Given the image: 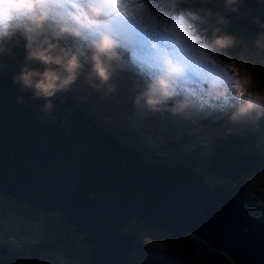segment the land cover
I'll return each mask as SVG.
<instances>
[{
  "label": "water",
  "instance_id": "water-1",
  "mask_svg": "<svg viewBox=\"0 0 264 264\" xmlns=\"http://www.w3.org/2000/svg\"><path fill=\"white\" fill-rule=\"evenodd\" d=\"M21 71H0V193L72 225L89 249L86 264H126L135 242L121 228L133 218L179 242L200 238L231 264H264V235L248 230L235 187H210L189 167L144 160L63 92L45 112V99L15 79ZM245 161L235 152L215 156L205 170L231 181L246 170L264 176V166Z\"/></svg>",
  "mask_w": 264,
  "mask_h": 264
},
{
  "label": "clouds",
  "instance_id": "clouds-1",
  "mask_svg": "<svg viewBox=\"0 0 264 264\" xmlns=\"http://www.w3.org/2000/svg\"><path fill=\"white\" fill-rule=\"evenodd\" d=\"M65 2L0 0V42L21 34L26 41V59L43 66L41 71L25 65L15 79L23 89H30L35 97L45 99V112L51 111V99L57 93L67 91L76 82L84 67L82 61L90 65L89 80L98 81L93 87L107 85L124 64L122 52L133 49L148 52L154 66L145 90L134 103L142 101L146 109L159 111L181 95L170 108L173 114H183L197 106L201 99L199 90L185 86L195 59L191 53L181 50L187 41L199 38L193 35L187 23L157 41H134L106 24L94 26L93 22L103 15L105 0H86L87 8L80 18L62 11ZM234 2L227 0L229 4ZM64 39H71L72 46L61 47L55 42ZM231 43L230 37L217 36L199 45V55L208 65L201 76L202 87L206 97L213 101H227L229 96L234 99L230 120L236 121L252 113L259 118L264 115V95L248 91L251 84L248 75L241 77L234 63L222 64L213 55L215 49L226 48Z\"/></svg>",
  "mask_w": 264,
  "mask_h": 264
},
{
  "label": "trees",
  "instance_id": "trees-1",
  "mask_svg": "<svg viewBox=\"0 0 264 264\" xmlns=\"http://www.w3.org/2000/svg\"><path fill=\"white\" fill-rule=\"evenodd\" d=\"M180 2L183 3L186 8H175L174 4V12L176 10H188L194 13L200 20H202L201 17H199V13H201L204 17V20L207 21L205 26L202 25L200 27L203 33L198 32L199 35H201L202 40L204 38L205 41L211 42L217 36H227L232 39V43L230 46L226 48L215 49V51L221 54V56L229 59V61H233L235 60V58L240 56L241 53H246L247 51H249L251 55H255L257 53L261 56V58L264 59V33L261 32L264 31V0L241 1V6H244L246 8L252 19L246 17L242 13V9L239 8L235 9L233 7V10L225 11L223 9V4L218 0H180ZM236 10L239 13L236 14ZM25 45L26 41L24 37L19 33L13 36L10 40L6 39L5 41L0 42V71L23 69L25 65H27L30 69H37L41 71L43 70V66L38 62L28 61L26 59L27 50ZM1 46H3V48H1ZM213 55L224 64L230 63L228 60L220 58L214 52ZM232 63L237 64V62L235 61ZM242 65H244L245 67V63H243ZM242 65H238L239 69L242 68ZM84 67L86 70H89V66H87V64H85ZM251 76L254 78V81L250 80V89L261 93L262 83L260 81L264 83V68H261L257 75L251 74ZM94 83L98 84V81L94 80ZM85 92V94H82L81 92L79 93L77 89L69 87V89L65 91L64 94L99 129L103 130L110 136L116 137L118 141L124 146L139 151L140 154H142L143 159L146 161L157 162L161 165H183L189 167L193 171L200 173L203 178L205 173H207L205 170L206 166L211 162V159L215 156L219 157L220 154L225 152H235L239 158L250 159L252 160L251 163H256L257 165L264 166V156H262L261 154H257L255 149L251 146L250 138L255 134L250 129L246 130V128H244L245 130H241L242 134L245 135V138L243 140L234 137L233 134H228L225 136L219 135V139L214 137V142H211L209 152H206L204 154L196 150L191 152H178L175 148V142H170L169 140H166L165 136H160L159 139L163 137L161 139L162 142L166 141V144H163L164 146H166V153L160 154L157 152L160 151L159 148L150 146L145 141H151L153 139L155 135L152 133V131L167 130V128L164 129L166 124H161L162 129H158L151 121L140 120L137 114L133 113V110H138V108L143 107L142 101L139 104L134 103V100L136 99L138 94L134 93L133 95H131V98H133L132 100H125V98H122V96H120L117 92H114L116 101L113 103L111 101H106L107 99L105 97H102V95H100V93L97 92L96 89H89V91L85 89ZM165 115L166 114L163 113V116ZM167 117L170 118L171 116L168 115ZM247 117H244V124L246 126H249ZM166 119L167 118L161 117V121H163V123L174 122L167 121ZM175 121V124H179L177 122H180V118H175ZM201 125L202 127H204L203 129L205 132H209L212 135V130L218 129L217 124H212V128L206 123H203ZM259 125L264 128V120L259 121ZM168 126H170L171 130H173V127H175H172L170 124ZM145 135L147 138H145L144 140ZM249 150L251 151V155L248 154L250 152ZM170 156H173V161H171ZM224 157L220 158H222L223 160L228 158ZM251 171L254 172L253 170ZM243 178L248 180L246 174L237 176L236 180H244ZM208 179L209 180H206L205 182L210 187H219L217 185H222L220 182H217L220 180L212 181L210 178ZM223 188L230 189L229 187ZM237 193L239 196L236 199L239 204L243 207H247L251 214L254 215V226H256L257 224L258 226L260 225V230L264 232L263 192L256 187H251V185L243 187L239 182V190H237ZM258 194L262 196H258ZM2 196L6 197L16 205V213H18L17 216L20 218L26 217L27 215H35L39 217L40 220H42L43 218L47 217L40 210L31 209L27 205L17 203L10 196H6L0 193V197ZM57 218L58 217L53 216V220L55 222H57ZM122 230L125 233L129 234L133 241L135 237H140V233L142 232L149 233L151 231H156L160 233L161 243H163L164 246L160 247L157 244L152 246H155L158 249L161 248L163 250H166V248L170 247L177 253V257L180 255L189 264H212L213 259L218 262H223L224 264H231V261L228 257L223 255L218 250L208 248L204 241H202L200 238L194 237L193 235L185 234L183 235V239L179 242L172 238H169L167 234L155 227L141 224L139 219L135 218L127 222L121 228V231ZM75 234L80 237L77 232ZM61 236L58 238V240L61 241L60 244L65 249V252L62 255L71 258L73 256V252L77 251H74L72 247H70L68 244L66 245L63 242V238L65 237L64 234H62ZM68 238L70 239L71 237L69 236ZM148 241L150 244H154L155 242L150 240ZM78 249L79 264L80 262L81 264H86L85 262L89 252L88 247L84 246L83 244H78ZM140 259V255H138L134 251L131 253L126 264H143Z\"/></svg>",
  "mask_w": 264,
  "mask_h": 264
},
{
  "label": "rangeland",
  "instance_id": "rangeland-1",
  "mask_svg": "<svg viewBox=\"0 0 264 264\" xmlns=\"http://www.w3.org/2000/svg\"><path fill=\"white\" fill-rule=\"evenodd\" d=\"M173 1H175V8H186V6L181 3L180 0ZM218 1L223 4V9L225 11L233 10V7L235 9L239 8L242 9V13L246 17L251 18L246 8L244 6H241L242 0H235V2L231 4L227 3V0ZM161 2L166 3V0H161ZM164 10L169 17L179 16V14H182L183 12H191L188 10H176L174 12L173 5H169V7L165 8ZM235 12L236 14L239 13L237 10ZM199 17H201V19L204 21L202 25L205 26L207 21L204 20V17L201 13H199ZM197 32L203 33L201 29H198ZM261 32L264 33V31ZM199 36L200 39H202L201 35ZM202 41L204 43H209L205 41L204 38ZM55 42H57L61 47L68 48L72 46L71 39H64ZM1 48H3V46H1ZM214 53L217 54L220 58L229 61V59L221 56V54H219L217 51L214 50ZM231 61L232 60H230L229 62H237V64L235 65L238 69V65H242L243 63H245V67L244 65H242V68L239 69V72L242 76L247 74L248 78L251 81H254V78L251 76V74L257 75L261 68H264V59L261 58V56L257 53L255 55H251L249 51H247L246 53H241L240 56L235 58V60H233L232 62ZM82 62L84 66L85 64H87V62ZM87 66H89V70H86L85 67H83L78 75L76 82L70 86L74 89H77L79 93L81 92L82 94H85V89H87V91H89V89H96V91L99 92L102 97H105L107 99L106 101H111L114 103L115 98L112 96L114 91H121L122 98H125V100H132L133 98H131V95H133L134 93L139 95L145 90L143 87L137 84V81L134 77H131L130 75L121 77V73H119V70H117L113 74V77L110 79L107 85L93 87L92 85L94 84V80L90 81L88 78L90 65L87 64ZM260 82L262 83L261 93L253 90L252 93L257 95L264 94V83L262 81ZM169 108V105H164L160 108L159 111H162V113L165 114L170 113ZM138 110L139 111L136 112V114L140 120H144V118L147 117L158 129H162L161 124L163 125L165 123L156 119L157 114L159 113L158 111L148 110L144 107V105ZM166 115L168 116L169 114ZM197 116L200 117V113L197 114ZM193 117H196V113L194 110L189 109L187 113L175 116L176 119L180 118V122H177L182 125L180 126V128L174 127V129L171 130L170 126L165 125L164 129L167 128V130H158L163 135V132H166V139H168L170 142H175V148L178 152H191L196 150L204 154L206 152H209L211 142H214V137L219 139V135L225 136L228 134H233L234 137L243 140L245 138V135L242 134L241 130H245L244 128H246V130L250 129L255 134L250 138L251 146L255 149L257 154H261L262 156H264V128H260L258 126L259 120L263 119L264 116L259 119H254L255 121L253 122H249V126H246L243 122L233 123L234 121H230L232 124L227 126L225 120H221V117H224V115L216 116L215 118L221 121L224 125L219 124L217 126V130H212L213 135L209 132H205L203 129L204 127H202L201 123L196 122ZM145 138H147L146 135L144 137V140ZM161 139L154 140L153 138L151 141L145 142H147L150 146L159 148L160 151L157 152L163 154L166 153V148H163L162 145L166 141L162 142ZM248 154L251 155V151ZM170 159L171 161H173V156H170ZM247 161L252 162V160L250 159H246L245 162L248 163ZM249 171L251 170L240 171L237 175L239 176L241 174H246L248 180L243 178L244 180L239 179V181H231L230 179L218 177L211 173H205L204 180H209L208 178H210L212 181L220 180L217 182H220L222 185L217 186L221 188L235 187L237 190H239L240 182V185H242L243 187L251 185V187L260 189L264 195V182H262L264 181V176ZM86 195L90 196L91 193L87 192ZM258 196L262 195L258 194ZM245 210H247V212L251 216V225L247 226L248 230L254 229L264 235V232H262L259 228L260 225L258 226L257 224L256 226H254V215L251 214L247 207H245ZM16 212V205L12 203V201L8 200L4 196L0 197V263L1 261H4L5 264H79L78 252H73V256L71 258L62 255L65 252V249L60 244L61 241L58 240V238L62 235V232L54 226L51 217L43 218L42 220H40V218L35 215H27L26 217L20 218L17 216L18 213ZM139 239L140 245H144L143 249H146L148 247L151 250L149 252L150 259H148L147 262H143V264H189L179 254V256L177 257V253L170 247L166 248V250H163L161 248L158 249L155 246H152L155 244L160 247L164 246V244L161 243L160 233L156 231H151L149 233L142 232L140 233ZM148 240L155 242L154 244H150ZM136 251L142 252L141 247L136 246ZM144 252L146 251L144 250Z\"/></svg>",
  "mask_w": 264,
  "mask_h": 264
},
{
  "label": "flooded vegetation",
  "instance_id": "flooded-vegetation-1",
  "mask_svg": "<svg viewBox=\"0 0 264 264\" xmlns=\"http://www.w3.org/2000/svg\"><path fill=\"white\" fill-rule=\"evenodd\" d=\"M163 148H166V146H163ZM223 188V187H222ZM47 217H51L52 218V221H53V224L55 225V227L57 228V229H59V230H61V232H62V234H64L65 236H70L71 238H70V240H72V242H75V241H77V239L79 238V236H77V234H75L76 232H72L73 230H74V228H73V226L72 225H67V224H61V223H59V222H55L54 220H53V216L54 217H58L59 218V216H57L56 215V213L54 212V211H48V212H45L44 213ZM50 215V216H49ZM46 217V218H47ZM58 218H57V220H58ZM72 232V233H71ZM133 233V232H132ZM137 236V235H136ZM67 237V238H68ZM78 237V238H77ZM61 238H62V236H61ZM69 239V238H68ZM134 242H135V245H134V251L138 254V255H140V260L142 261V262H147V260L148 259H150V257H149V252L151 251L150 250V248H146V249H143L144 248V245H140V239H139V237L137 236V237H135V239H134ZM66 244V243H65ZM78 244H83L84 246H86L85 245V243L84 242H82V241H77V242H75V243H73V244H71V245H69L70 247H72V249L74 250V251H77V252H79V249H78ZM67 245V244H66ZM136 246L138 247H141V249H142V252H139V251H136ZM144 250L146 251V252H144ZM133 251V252H134ZM143 253V254H142ZM133 255V254H132ZM2 262H4V261H1V263ZM4 264H5V262H4Z\"/></svg>",
  "mask_w": 264,
  "mask_h": 264
},
{
  "label": "snow or ice",
  "instance_id": "snow-or-ice-1",
  "mask_svg": "<svg viewBox=\"0 0 264 264\" xmlns=\"http://www.w3.org/2000/svg\"><path fill=\"white\" fill-rule=\"evenodd\" d=\"M181 22L183 23V21H181ZM112 28L115 31H120V32H123V33H130L131 34V38L134 41H137V40L148 41V39H149L147 36H144L142 33H140L137 30L136 26L133 25V24L114 22V24L112 25ZM157 40H159V38H157L154 41H157Z\"/></svg>",
  "mask_w": 264,
  "mask_h": 264
},
{
  "label": "bare ground",
  "instance_id": "bare-ground-1",
  "mask_svg": "<svg viewBox=\"0 0 264 264\" xmlns=\"http://www.w3.org/2000/svg\"><path fill=\"white\" fill-rule=\"evenodd\" d=\"M64 93V92H63ZM65 95V94H64ZM142 115V114H141ZM232 154L231 152H225V153H222L219 155V157H224V156H227V155H230Z\"/></svg>",
  "mask_w": 264,
  "mask_h": 264
}]
</instances>
